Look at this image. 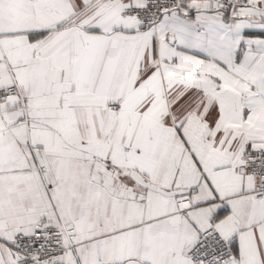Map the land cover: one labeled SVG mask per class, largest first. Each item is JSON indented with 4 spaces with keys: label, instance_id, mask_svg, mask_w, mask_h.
<instances>
[{
    "label": "snow or ice",
    "instance_id": "snow-or-ice-1",
    "mask_svg": "<svg viewBox=\"0 0 264 264\" xmlns=\"http://www.w3.org/2000/svg\"><path fill=\"white\" fill-rule=\"evenodd\" d=\"M0 264H264V0H0Z\"/></svg>",
    "mask_w": 264,
    "mask_h": 264
}]
</instances>
